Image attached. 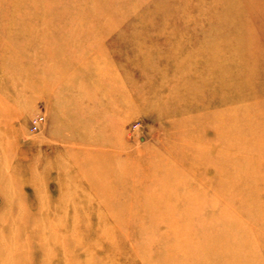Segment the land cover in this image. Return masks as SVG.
I'll list each match as a JSON object with an SVG mask.
<instances>
[{
  "label": "rangeland",
  "instance_id": "374dc122",
  "mask_svg": "<svg viewBox=\"0 0 264 264\" xmlns=\"http://www.w3.org/2000/svg\"><path fill=\"white\" fill-rule=\"evenodd\" d=\"M0 264H264V0H0Z\"/></svg>",
  "mask_w": 264,
  "mask_h": 264
},
{
  "label": "built area",
  "instance_id": "2783aa9c",
  "mask_svg": "<svg viewBox=\"0 0 264 264\" xmlns=\"http://www.w3.org/2000/svg\"><path fill=\"white\" fill-rule=\"evenodd\" d=\"M43 122H44V116L43 115H35L30 120L29 129L32 132L38 131L41 128Z\"/></svg>",
  "mask_w": 264,
  "mask_h": 264
},
{
  "label": "bare ground",
  "instance_id": "6f19581e",
  "mask_svg": "<svg viewBox=\"0 0 264 264\" xmlns=\"http://www.w3.org/2000/svg\"><path fill=\"white\" fill-rule=\"evenodd\" d=\"M61 167H63V166H61ZM111 167H112V166H111ZM114 168H117V167H113V169H114ZM119 170H120V169H119ZM121 170H122V169H121ZM212 171H213V170H212ZM109 185H110V184H109ZM110 186H111V185H110ZM107 188H108V187H107ZM107 191H108V190H107ZM62 197H63V195H62ZM109 213L112 214L111 211H109ZM106 214H107V213H106ZM101 238L104 239V238H107V237H106L105 235H101V236H99V241H98L97 243H99V242L101 243ZM180 238L182 239V236H180V237H179V236H176V239L178 240V242H179ZM52 239H53V238H52ZM173 240H174V238H173ZM80 241H81V240H80ZM80 241H78V243H81ZM78 243H77V244H78ZM92 244H94V243H92ZM90 245H91V243H90ZM94 245L97 246V244H94ZM59 247H60V246H59ZM213 249H214V248H212V252H215V250H213ZM112 259H113V258H112Z\"/></svg>",
  "mask_w": 264,
  "mask_h": 264
}]
</instances>
